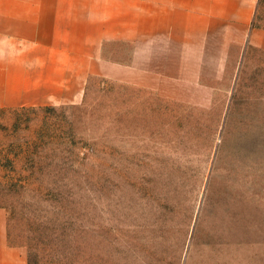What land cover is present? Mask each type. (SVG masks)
<instances>
[{
  "label": "rangeland",
  "instance_id": "obj_1",
  "mask_svg": "<svg viewBox=\"0 0 264 264\" xmlns=\"http://www.w3.org/2000/svg\"><path fill=\"white\" fill-rule=\"evenodd\" d=\"M210 50L0 105V206L28 264H264V54L232 47L224 72Z\"/></svg>",
  "mask_w": 264,
  "mask_h": 264
},
{
  "label": "crops",
  "instance_id": "obj_2",
  "mask_svg": "<svg viewBox=\"0 0 264 264\" xmlns=\"http://www.w3.org/2000/svg\"><path fill=\"white\" fill-rule=\"evenodd\" d=\"M257 5L258 0H0V105L77 101L92 75L132 83L142 65L162 64L159 57L210 63L212 45L226 72L232 47L244 59L250 49L264 54ZM228 33L235 36L228 40ZM131 246L138 257L146 247L141 239ZM28 261L27 247L10 241L8 212L0 206V264Z\"/></svg>",
  "mask_w": 264,
  "mask_h": 264
},
{
  "label": "trees",
  "instance_id": "obj_3",
  "mask_svg": "<svg viewBox=\"0 0 264 264\" xmlns=\"http://www.w3.org/2000/svg\"><path fill=\"white\" fill-rule=\"evenodd\" d=\"M260 3V2H259ZM259 3H258V8H257V13H256V18H255V23H256V25H258V26H263L264 27V24H259V23H257L256 21H257V18L259 17V9H260V5H259Z\"/></svg>",
  "mask_w": 264,
  "mask_h": 264
}]
</instances>
